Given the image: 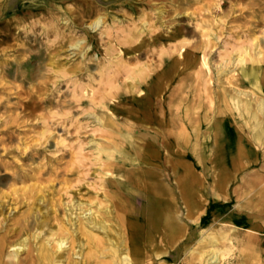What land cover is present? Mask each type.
I'll list each match as a JSON object with an SVG mask.
<instances>
[{
	"label": "rangeland",
	"instance_id": "1",
	"mask_svg": "<svg viewBox=\"0 0 264 264\" xmlns=\"http://www.w3.org/2000/svg\"><path fill=\"white\" fill-rule=\"evenodd\" d=\"M100 16L102 23L92 27ZM247 47L264 49V0H0V236L19 238L16 222L41 206L46 232L33 244L40 246L63 222L82 252L77 259L85 258L80 207L108 217L105 208L112 204L117 227L121 182L140 167L102 148L122 141L121 131L133 132L141 146L154 140L147 133L162 132L149 117L150 105L140 112L149 88L158 85L157 99L170 97L175 108L185 97L183 103L201 113L202 141L205 132L215 134L206 119L207 95L218 110L219 96L247 90L242 67L250 64L235 60ZM146 152L140 157L148 158ZM248 158L246 171L226 191L202 165L199 233L237 225L240 236L256 234V250L246 256L238 240H221L219 248L232 247L221 264H264V149L249 148ZM164 170L171 180L173 168ZM38 195L45 200L36 201ZM195 246L190 242L177 260H165L172 248L155 264H202L193 260Z\"/></svg>",
	"mask_w": 264,
	"mask_h": 264
},
{
	"label": "bare ground",
	"instance_id": "2",
	"mask_svg": "<svg viewBox=\"0 0 264 264\" xmlns=\"http://www.w3.org/2000/svg\"><path fill=\"white\" fill-rule=\"evenodd\" d=\"M102 21L100 16L91 25L98 27ZM235 60L242 65L250 64L242 67L247 90L234 88L235 92L219 96L218 110L217 101L208 93L206 119L215 134L212 130L205 132L202 141L204 123L201 113L192 112L183 103L185 97L175 108L171 105L172 98L157 99L162 94L158 85L149 88L140 112L147 113L150 105L154 113L149 117L162 127V132L157 135L147 133L146 136L154 140H148L145 146H141L133 132L121 131L119 137L122 141H113L110 147L102 148L108 157L132 165L139 164L140 167L135 173L129 171L128 176L125 175L127 181L121 182L116 202L117 227H112V204L105 208L108 217L99 209L93 211L91 207H80L84 221L80 230L87 237L89 247L85 258L77 259L82 252L76 251L73 239L70 241L72 229L63 222H60L58 230H49V237L40 246L33 244L32 238L40 239L47 226L42 207L38 206L35 214L25 215L16 222L20 227L19 238L11 240L10 232L0 236V264H155L157 257L167 254L172 248L176 249L165 260H177L181 250L190 242L196 245L191 252L194 261L221 264L232 250L230 246L219 248L221 240L232 243L238 240L245 256L252 249L256 250V234L247 231V236H240L237 225L222 233L210 232L207 236L199 233L203 199L202 164H213L212 171L205 166L206 174L215 178L219 187L226 191L246 171L248 149H264V49L253 53L247 47ZM207 64L204 58L203 66ZM143 90L142 84L136 86L137 92L142 93ZM203 92H208L207 84ZM210 111L215 117L219 115L218 121L211 123L214 115ZM234 121L240 122V127L235 126ZM191 138H196V142ZM200 148L202 153L198 154ZM143 150L147 151L148 158L140 157ZM165 151L168 154L161 156ZM159 158L163 161L157 166ZM149 165H154V168ZM171 167L174 177L167 180L164 169ZM38 200L42 202L45 199L38 195ZM96 212L100 213L99 219L94 215ZM71 221L69 217V222L74 225ZM25 231L31 237L22 238ZM67 250L70 251L68 258L65 255ZM25 251L28 255L22 258Z\"/></svg>",
	"mask_w": 264,
	"mask_h": 264
},
{
	"label": "crops",
	"instance_id": "3",
	"mask_svg": "<svg viewBox=\"0 0 264 264\" xmlns=\"http://www.w3.org/2000/svg\"><path fill=\"white\" fill-rule=\"evenodd\" d=\"M247 156H248V154H247ZM203 159H204V162L207 164V162H206V161H207V157L204 156ZM247 161H248V160H247ZM209 164H210V163H209ZM209 164H208V165H205V164L203 165V164H202V165H203V166H208L209 169H210V167H211V169L213 170V164H211V166H210ZM212 170H210V171H212ZM201 204H202V203H201ZM201 211H202V206H201Z\"/></svg>",
	"mask_w": 264,
	"mask_h": 264
}]
</instances>
